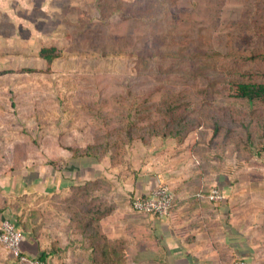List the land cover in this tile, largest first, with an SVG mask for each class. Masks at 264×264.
Segmentation results:
<instances>
[{
    "label": "rangeland",
    "instance_id": "rangeland-1",
    "mask_svg": "<svg viewBox=\"0 0 264 264\" xmlns=\"http://www.w3.org/2000/svg\"><path fill=\"white\" fill-rule=\"evenodd\" d=\"M33 1L35 8L44 9L33 12L31 6L18 3L12 19L23 24L4 29L11 36L8 43L0 44V72H6L0 76V208L12 209L19 214L21 225L29 233L38 229L48 236V224H62L60 218H54L64 213L65 198L39 195L32 199V196L4 193V178L29 163L53 161L49 154L51 145L55 144L69 154V149L73 148L97 154L103 153V145L115 138L108 139L104 132L97 130L90 121L92 119L84 121L77 110L80 99L108 101L126 90L127 85L132 91L148 90L157 85V76L150 72L149 65L145 66L149 62L147 58L153 55L159 60L167 44L174 48L188 44L196 53H200L199 47L209 45L223 52H231V49L241 54L256 49L260 50L258 53L264 52V0ZM128 16L130 24L121 28L128 22ZM139 16V23L134 22ZM143 33L160 34L156 40L160 43L159 48L153 46L149 50L153 55L140 51L145 57L144 62L135 55L137 47L135 49L133 43V36ZM43 46H55L60 52V57L50 67L36 55L38 48ZM26 69L31 71L25 72ZM161 84L166 85L162 81ZM178 84L180 89L195 86L189 77L180 79ZM218 95L213 96L217 98L212 104L210 99L206 104L198 105L204 110V117L191 115L198 125L185 139L197 134L200 137H196L197 140L208 144L215 121L221 126L214 137L215 145L226 144V158L219 165H224L239 181H264V150H260L264 138L255 135L246 142V131L238 128V120L231 111L222 109L224 99ZM235 108L242 111V103L236 104ZM231 129L233 131L227 134L226 131ZM153 139L156 138L152 136L150 140ZM173 141L178 142V139ZM138 144L143 145L138 138H133L125 146V157L127 150ZM220 148L217 149L221 151ZM258 149L260 154H256ZM89 159L93 164L104 163L109 167L106 157L104 160ZM107 181H102V190L107 189ZM72 196L70 193L65 197L71 200ZM100 197L102 194L93 192L91 201ZM100 199L104 201L107 197ZM54 206L60 213L53 212ZM37 218L40 224H37ZM102 230L107 233L103 224ZM70 231L71 241H78V234L71 228ZM67 246L69 248L58 251L52 261L48 259L49 264H93L90 252L82 244ZM0 264L22 263L16 262L0 244Z\"/></svg>",
    "mask_w": 264,
    "mask_h": 264
},
{
    "label": "crops",
    "instance_id": "crops-1",
    "mask_svg": "<svg viewBox=\"0 0 264 264\" xmlns=\"http://www.w3.org/2000/svg\"><path fill=\"white\" fill-rule=\"evenodd\" d=\"M18 3L31 6L33 12L44 9L35 8L33 0H0V44L8 43L11 36L4 29L23 24L12 19ZM196 137L189 135L180 142L156 138L148 145H135L127 150L119 169L93 164L89 158L73 159L54 144L49 152L53 161L29 163L5 177L3 192L32 199L39 195L66 198L78 183L108 180L107 189H98L95 194L107 197L113 206L102 224L109 238L125 241L126 264H233L240 260L264 264V181L233 178L224 165L211 160V149ZM157 186H166L173 195L169 215L163 218L133 212L130 197L147 196ZM213 186L224 195L218 205L207 199ZM5 211L21 225L19 214L12 209ZM56 211L59 208L54 206ZM58 216L54 220L60 218L62 224H48V236L38 229L24 232L20 244L24 255L35 259L41 252L52 251V261L58 251L69 248L68 244H81L70 239L68 216ZM126 227L132 233H127Z\"/></svg>",
    "mask_w": 264,
    "mask_h": 264
},
{
    "label": "trees",
    "instance_id": "trees-1",
    "mask_svg": "<svg viewBox=\"0 0 264 264\" xmlns=\"http://www.w3.org/2000/svg\"><path fill=\"white\" fill-rule=\"evenodd\" d=\"M128 18V22L122 24L121 28L127 23L130 24V16ZM137 19L134 22L139 23L140 16ZM144 22L145 20L142 23ZM159 38V33L155 36L147 33L133 36L135 49L137 47L134 53L139 60L145 59L140 51L149 52L153 46L159 48L160 43H156ZM173 46L167 44L159 60L152 53H148L153 56L147 58L150 63L147 60L145 68L149 65L150 72L157 76V85L139 91H132L130 85H127L126 90L123 89L120 95L108 101L98 98L79 100L77 110L84 121L92 119L90 121L97 130L104 132L108 139L111 136L115 138L109 144L103 145V153L93 154L87 149H69L71 158L94 157L101 160L106 157L109 168H117L125 159V146L133 138H138L143 145H148L152 136L163 140L177 138L178 142L183 141L195 125H198L191 119V115L204 117V110L198 105L206 104L210 99L212 104L217 98L213 96L217 94L224 99L222 109L225 107L226 111H231L234 119L238 120L239 127H236L246 131V142L255 135L264 138V68H261L264 66V52L258 53V49L243 54L236 49L223 52L214 43L216 48L211 45L199 47L200 53L193 51L188 44L182 43L176 48ZM38 57L50 67L60 57V52L55 46H43L38 50ZM4 73L6 72L1 71L0 76ZM186 77L194 80L193 89H180L178 83ZM161 81L166 85H162ZM238 103H242V111L235 110ZM212 126L213 135L208 144H203L211 149V160L220 166L226 156V144L223 142L215 145L214 137L221 126L215 121ZM232 131L233 129L227 130L226 133L230 134ZM198 134L204 137L201 133ZM220 146L221 151L217 149ZM260 150H264V146ZM260 150H256V154H260ZM102 181L106 183V180H92L73 186L72 199L66 197L62 208L68 214L69 227L78 234L80 243L90 252L93 264H126L125 241L111 240L102 230V221L112 213L113 206L106 200L101 201L103 196L99 200L91 201L92 193L103 188ZM211 205L214 203L211 202ZM5 210L7 208H0V223L8 220L24 233V226L20 225L18 219L13 220ZM126 232L132 233L131 228L126 227ZM52 254V251H44L36 259L49 264L48 259Z\"/></svg>",
    "mask_w": 264,
    "mask_h": 264
},
{
    "label": "built area",
    "instance_id": "built-area-1",
    "mask_svg": "<svg viewBox=\"0 0 264 264\" xmlns=\"http://www.w3.org/2000/svg\"><path fill=\"white\" fill-rule=\"evenodd\" d=\"M207 199L214 204L221 203L224 195L219 188H211ZM173 203V195L166 186H157L149 195L142 197L134 194L130 197L129 204L133 212L143 215H156L158 217H167L170 213ZM24 239V233L18 230L8 221L3 220L0 223V244L21 263L29 264H48L37 259H30L24 255L20 249V244ZM233 264H247L245 261H236Z\"/></svg>",
    "mask_w": 264,
    "mask_h": 264
}]
</instances>
